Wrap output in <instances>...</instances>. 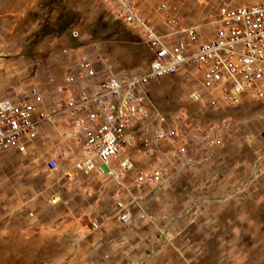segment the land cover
<instances>
[{
	"label": "rangeland",
	"instance_id": "1",
	"mask_svg": "<svg viewBox=\"0 0 264 264\" xmlns=\"http://www.w3.org/2000/svg\"><path fill=\"white\" fill-rule=\"evenodd\" d=\"M134 1L166 33L161 0ZM172 13L203 40L212 37L215 0H175ZM82 51L134 72L150 59L140 31L108 0H0V97L35 87L41 106H54L71 55ZM148 90L162 113L181 117L183 129L225 121L220 146L206 148L204 161L170 183L142 186L144 216L121 223L115 180L91 173L67 181L46 168L61 143L55 127L42 124L26 153L0 156V264H264V106L249 96L226 105L201 87L192 67L150 82ZM130 153L135 170L127 184L151 161Z\"/></svg>",
	"mask_w": 264,
	"mask_h": 264
},
{
	"label": "built area",
	"instance_id": "2",
	"mask_svg": "<svg viewBox=\"0 0 264 264\" xmlns=\"http://www.w3.org/2000/svg\"><path fill=\"white\" fill-rule=\"evenodd\" d=\"M174 1L159 3L158 14L167 27L160 33L134 0H108L125 24L140 31L150 51L147 69L129 71L105 57L73 52L56 86L54 106H41L35 87L23 95L0 97V156L26 153L40 126L48 123L55 127L61 148L48 155L46 168L67 181L91 173L115 180L123 188L114 196L117 220L142 218V186L168 184L204 161L206 148L221 144L220 126L227 127L223 121L183 129L181 117L166 116L151 101L150 82L192 67L201 87L219 93L226 105L236 107L249 96L264 106V0H215L216 26L208 40L172 13ZM260 118L264 124V110ZM133 150L151 161L127 184L125 176L135 170Z\"/></svg>",
	"mask_w": 264,
	"mask_h": 264
},
{
	"label": "crops",
	"instance_id": "3",
	"mask_svg": "<svg viewBox=\"0 0 264 264\" xmlns=\"http://www.w3.org/2000/svg\"><path fill=\"white\" fill-rule=\"evenodd\" d=\"M118 189H119L118 191H122V192H123V188H121V189H120V188H118ZM142 190H143V189H142Z\"/></svg>",
	"mask_w": 264,
	"mask_h": 264
}]
</instances>
